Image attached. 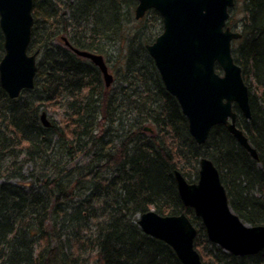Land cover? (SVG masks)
I'll use <instances>...</instances> for the list:
<instances>
[{
	"label": "trees",
	"instance_id": "trees-1",
	"mask_svg": "<svg viewBox=\"0 0 264 264\" xmlns=\"http://www.w3.org/2000/svg\"><path fill=\"white\" fill-rule=\"evenodd\" d=\"M37 1L35 87L11 99L0 85V264H182L139 227L137 217L150 210L186 214L204 264H264V250L237 257L212 244L175 180L179 170L198 182L201 158L210 159L233 212L264 226V0L246 1L233 46L251 106L250 120L234 107L236 124L258 160L224 125L203 145L193 139L147 50L163 31L157 11L147 25L135 17L138 0ZM74 49L104 57L111 87ZM4 54L0 26V61Z\"/></svg>",
	"mask_w": 264,
	"mask_h": 264
},
{
	"label": "water",
	"instance_id": "water-1",
	"mask_svg": "<svg viewBox=\"0 0 264 264\" xmlns=\"http://www.w3.org/2000/svg\"><path fill=\"white\" fill-rule=\"evenodd\" d=\"M138 1L137 20L151 10L163 19V33L147 50L166 90L179 102L193 139L203 145L215 126L224 125L257 159V150L237 127L234 111L237 106L246 119H251L249 87L233 57V42L242 34L226 27L235 0ZM33 6L34 0H0V26L5 40L0 85L11 99L35 87L38 53L29 54ZM74 53L100 69L107 88L113 84L114 76L103 56L78 49ZM41 120L44 126H50L45 113ZM175 180L184 206L201 219L212 244L237 257L264 250V226H250L233 212L219 170L210 159H201L198 182H188L179 171L175 172ZM139 226L145 234L169 245L182 264H204L195 248L197 229L186 214L161 216L149 211L141 216Z\"/></svg>",
	"mask_w": 264,
	"mask_h": 264
},
{
	"label": "rangeland",
	"instance_id": "rangeland-1",
	"mask_svg": "<svg viewBox=\"0 0 264 264\" xmlns=\"http://www.w3.org/2000/svg\"><path fill=\"white\" fill-rule=\"evenodd\" d=\"M43 1L44 0H38L37 1V7L38 8H41V6L44 7L42 4ZM246 1L247 0H235V6L233 7V10L230 14L231 19H230L229 25L232 27L233 31H235V32L241 33L240 24L243 20H245L247 18L246 13H244V8H245L244 5H245ZM155 20H156V18L154 19L153 14H151V13L143 19L144 23H146L147 25H151L153 22H156ZM235 27H236V29H235ZM158 29H159V27H158ZM155 32L158 33L159 30H157ZM161 33L162 32L160 31V34ZM110 72L114 75V72L112 70H110Z\"/></svg>",
	"mask_w": 264,
	"mask_h": 264
},
{
	"label": "bare ground",
	"instance_id": "bare-ground-1",
	"mask_svg": "<svg viewBox=\"0 0 264 264\" xmlns=\"http://www.w3.org/2000/svg\"><path fill=\"white\" fill-rule=\"evenodd\" d=\"M111 87V86H110ZM153 131V129L151 128V127H146L145 128V132H152ZM252 145V144H251ZM246 150V149H245ZM247 151V150H246ZM248 152V151H247ZM249 153V152H248ZM250 154V153H249ZM257 155H258V152H257ZM250 156H251V154H250ZM252 157V156H251ZM253 158V157H252ZM201 159H203V158H201ZM208 159V158H207ZM253 159H255V158H253ZM259 159V156H258V158L257 159H255V160H258ZM201 161V160H200ZM177 171H179V170H176L175 172H177ZM179 172H181V171H179ZM199 172H200V164H199ZM198 172V173H199ZM199 179V178H198ZM25 193V192H24ZM27 193V192H26ZM179 194V193H178ZM180 197V196H179ZM181 199V198H180ZM182 201V200H181ZM183 203V202H182ZM184 205V204H183ZM150 211H155V210H150ZM149 212V211H148ZM156 212V211H155ZM147 213V212H146ZM157 213V212H156ZM145 214V213H144ZM158 214V213H157ZM263 214V211H261V212H258L257 213V215L258 216H260V215H262ZM143 215V214H142ZM142 215H140L139 217H137V219H138V221H137V223H138V225H139V221H140V218H141V216ZM177 216V215H176ZM140 227V226H139ZM195 227V226H194ZM195 228H197V227H195ZM142 230V229H141ZM198 231V230H197ZM251 256H253V255H251Z\"/></svg>",
	"mask_w": 264,
	"mask_h": 264
},
{
	"label": "flooded vegetation",
	"instance_id": "flooded-vegetation-1",
	"mask_svg": "<svg viewBox=\"0 0 264 264\" xmlns=\"http://www.w3.org/2000/svg\"><path fill=\"white\" fill-rule=\"evenodd\" d=\"M235 29H236V27H235ZM242 32V31H241Z\"/></svg>",
	"mask_w": 264,
	"mask_h": 264
}]
</instances>
